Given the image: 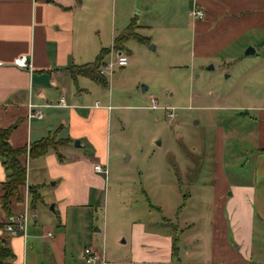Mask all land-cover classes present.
<instances>
[{"label": "crops", "instance_id": "crops-1", "mask_svg": "<svg viewBox=\"0 0 264 264\" xmlns=\"http://www.w3.org/2000/svg\"><path fill=\"white\" fill-rule=\"evenodd\" d=\"M192 7L200 8L202 16L192 17ZM130 20L147 35L148 49L161 42L160 36H167L172 44L174 39L187 42L192 56L208 65H214L216 56L239 61L258 50L259 58L248 59L251 74L257 76L253 65L264 62V0H0V128H9L7 141L27 147L32 140L51 137L54 147L68 148L77 138L73 147L82 148L81 155L71 151L70 160L55 155L52 146L39 155L24 156L21 197L11 201L10 216L0 208V221L15 224L23 214L25 227L12 234L0 227L12 253L0 264H86L80 255L85 245L97 254L95 264H109L94 245L92 234L98 227L88 228L87 210L92 193L105 182L106 171H96L92 165L106 168L111 105L96 99L90 103V93L100 83L75 68L91 62L103 47L107 52L101 64L118 50L127 54L123 44L114 48L112 40ZM248 45L253 51L244 54ZM18 54L27 55L28 67L11 63ZM107 94L110 98L109 90ZM59 97L62 104L57 103ZM49 101L51 105L40 107L41 117L26 118L27 102ZM238 107L239 117L248 122L241 124L246 134L240 133L239 139L249 136L254 152L261 153L257 149L264 148V103L245 102ZM216 129L218 151L210 195L212 233L219 238L208 263L264 264L251 262L253 186L225 176L221 168L225 132L218 125ZM4 177L0 162V181ZM27 185H38L40 199L32 207L27 203ZM46 193L52 195L50 200ZM142 235L149 236L146 231ZM171 238L167 237V262L177 250L176 246L171 251Z\"/></svg>", "mask_w": 264, "mask_h": 264}, {"label": "rangeland", "instance_id": "rangeland-1", "mask_svg": "<svg viewBox=\"0 0 264 264\" xmlns=\"http://www.w3.org/2000/svg\"><path fill=\"white\" fill-rule=\"evenodd\" d=\"M133 31L147 37L135 26ZM159 40L148 49L126 37L122 44L128 53L122 52L127 63L113 64L104 74L105 83L90 93V103L96 99L111 105L105 182L92 193L87 210L88 228L98 227L92 234L94 245L109 264H209L219 238L212 233L210 195L218 125L225 132V176L253 186L251 262L264 263V154L254 152L249 136L239 139L240 133L246 134L241 124L248 122L239 117L238 107L264 103V62L254 63L255 76L248 60L262 52L239 61L216 56L210 67L192 56L182 39L173 44L167 36ZM149 95L158 107L148 106ZM164 105L171 108V118L161 109ZM74 139L68 148L51 150L62 160L74 157L71 151L81 155ZM51 196L45 195L48 200ZM173 228L177 250L167 262V237Z\"/></svg>", "mask_w": 264, "mask_h": 264}, {"label": "trees", "instance_id": "trees-1", "mask_svg": "<svg viewBox=\"0 0 264 264\" xmlns=\"http://www.w3.org/2000/svg\"><path fill=\"white\" fill-rule=\"evenodd\" d=\"M134 22L132 20L126 27L113 37L112 46L120 48L122 42L126 37H133L139 42L147 41L145 36L139 35L133 31ZM107 52V48H101L96 54L95 58L89 62L77 66V72L89 76L96 82L105 83L104 77L98 73V66L102 63V57ZM9 132L8 127L0 128V162L4 168L5 177L0 181V208L6 216H10V203L13 199L21 197V187L25 183V164L23 158L25 155L36 156L43 153L48 146L54 147V141L50 137H40L29 142L26 147L25 144L12 146L7 141ZM257 152L264 153V148L257 149ZM38 185H27V203L32 207L36 201L40 199V194L37 190ZM12 223L11 221H7ZM6 223V222H5ZM4 223V224H5ZM0 221V227L4 225ZM176 235L175 228L171 238V251L176 250ZM12 256L9 247L5 243V237L0 236V262L7 260Z\"/></svg>", "mask_w": 264, "mask_h": 264}, {"label": "built area", "instance_id": "built-area-1", "mask_svg": "<svg viewBox=\"0 0 264 264\" xmlns=\"http://www.w3.org/2000/svg\"><path fill=\"white\" fill-rule=\"evenodd\" d=\"M202 10L197 7H192L189 10V14L192 17H200L202 16ZM127 62V55L123 53L122 51L118 50L113 58L109 59L106 63L103 65L99 66L97 71L99 74H108L110 72V68L113 64H116L118 66L124 65ZM11 63L15 66L18 67H28L30 65L29 59L27 55L25 54H18L11 59ZM57 103L62 104V98L59 97ZM52 103L49 102H44V103H31L27 102L26 104V118H39L41 117V106L42 105H51ZM94 105H96V102H94ZM148 106L150 108H155L158 107L156 105L155 99L152 95H149V104ZM161 107V106H160ZM163 109L165 116H168V118H171L174 114L171 110L170 107L167 105H164L161 107ZM92 168L96 171L99 172H105L106 168L105 166L101 165L100 163H93ZM25 223H24V215L22 214L18 220L15 222V224H11L10 222H6L3 225V229L7 231V233L12 234L18 230H24ZM47 235L50 233L47 231ZM81 258L83 259L84 263L86 264H95V261L97 260V254L92 250V248L89 245H85L82 247L81 252H80Z\"/></svg>", "mask_w": 264, "mask_h": 264}, {"label": "water", "instance_id": "water-1", "mask_svg": "<svg viewBox=\"0 0 264 264\" xmlns=\"http://www.w3.org/2000/svg\"><path fill=\"white\" fill-rule=\"evenodd\" d=\"M252 51H253V48H252L250 45H248V46L243 50V53H244V54H247V53H250V52H252ZM209 66L211 67L212 64H209ZM142 88H144V86H142ZM73 144H74V145H77V144H78V139H74ZM49 207H51V205H49Z\"/></svg>", "mask_w": 264, "mask_h": 264}]
</instances>
